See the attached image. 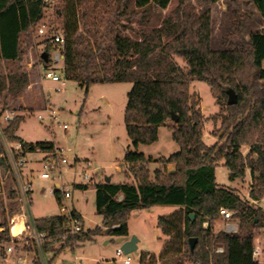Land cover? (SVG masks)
<instances>
[{"label": "trees", "instance_id": "trees-1", "mask_svg": "<svg viewBox=\"0 0 264 264\" xmlns=\"http://www.w3.org/2000/svg\"><path fill=\"white\" fill-rule=\"evenodd\" d=\"M173 1L177 6L170 10ZM220 1L59 0V26L54 34L64 38L59 73L66 80L78 82L86 93L94 83L132 85L124 113L130 140L124 160L128 164L125 174L133 181L95 185L96 213L102 217L105 230L97 227L71 235L65 216L34 220L37 232L46 236L47 253L61 242L57 254L94 241L97 236L126 238L133 211L163 206L179 209L158 218L157 226L168 242L157 260L147 262V254L142 253L140 264H260L253 252L255 231L264 228V208L250 203L264 199V29L252 32L248 40L245 31L252 18L251 8L264 19V0H246L247 10L233 14V30L223 39L226 49L215 51L211 48V5ZM49 5L45 0H0V63H16L22 58L23 37L27 38L44 20ZM50 40H45L42 50L49 61L40 56L46 69L56 49ZM196 81L206 83L216 103L223 106L218 115L212 116L214 122L220 121V127L215 134L218 140L211 145L204 141L203 114L198 95L192 90ZM31 83L27 71L0 72L4 106L10 107L8 100L19 99ZM35 84L43 86L38 81ZM229 90L237 95L236 105H228ZM43 93L42 88L31 111L45 109ZM172 113L179 116L178 124L172 123ZM24 119L17 116L6 126L7 140L22 142L30 153L37 147L52 152V142L27 143L17 137ZM162 126L172 132L179 151L158 159L165 168L151 172V158L133 149L156 143ZM245 146L249 147L246 156L242 150ZM220 164L231 180L250 176L249 200L218 185L216 168ZM168 166L174 170L168 171ZM8 170L0 143V171ZM75 187L87 190L89 185ZM56 198L59 202L63 199L59 193ZM11 208L12 213L21 215L16 200ZM222 209L232 211L233 219L239 220L237 234L214 231ZM205 223L207 228L203 227ZM7 231L0 234L3 239ZM191 239H197L194 250ZM218 247L224 252L211 255ZM33 264L40 262L34 258Z\"/></svg>", "mask_w": 264, "mask_h": 264}, {"label": "rangeland", "instance_id": "rangeland-1", "mask_svg": "<svg viewBox=\"0 0 264 264\" xmlns=\"http://www.w3.org/2000/svg\"><path fill=\"white\" fill-rule=\"evenodd\" d=\"M51 5L45 11L44 20L31 31L27 38L22 39V50L24 54L16 63H0V72L9 74L11 72L27 71L31 76V87L19 99L10 98L8 105L16 109L19 114L24 116L17 137L27 143L52 142L64 151L65 162L61 167L60 179L54 182L43 180L40 176L42 169L34 166V171L27 174V179L32 183V206L31 215L34 220L51 217L60 214L59 201L56 196L49 195V190L55 183H60L64 188L71 190V199L65 204L70 210L73 207L83 216V230L88 232L102 226V217L96 213L95 207V185L104 182L106 178L112 179V183H130L133 180L126 176L128 164L124 157L130 145L126 127L124 123V113L128 102V93L132 85L130 83H94L91 84L86 93L85 89L76 81L66 80L62 91H57L60 84L51 81H44L40 63V56L45 46V40L56 33L55 29L59 26L58 10L59 0L49 1ZM246 0H223L211 5V48L212 50H225L223 39L232 32V18L235 12L243 14L246 9ZM177 6L175 1L170 7ZM249 13L252 18L246 24L245 39H249L252 32L264 29V19L255 8H251ZM43 30V33L40 32ZM81 32V31H80ZM24 42V45H23ZM51 63V62H50ZM44 67V66H43ZM49 68L60 71L63 63L59 66L49 64ZM43 84V97L47 104L57 112V120L53 122L51 129L46 126L48 122L40 123L36 115L41 112L35 108L36 101H39L40 90L36 82ZM192 90L197 93L199 105L203 114L204 121V141L214 144L218 138L215 136L220 127V121L214 122L212 116L218 115L222 105H218L211 92L210 87L204 83L196 81L192 84ZM39 94V95H38ZM36 100V101H35ZM45 106V107H46ZM173 123V122H172ZM174 124V123H173ZM64 125L67 126L64 129ZM215 136V137H214ZM135 152L143 154L146 158H151L149 166L151 172L156 169L165 168L158 163L160 158H168L179 151L178 144L172 138V132L166 126H162L158 131V141L154 144H141ZM243 155L249 153V147H243ZM79 159V163L73 166L74 160ZM89 162L91 168L88 170L90 181L83 180V173L86 172L85 164ZM29 167L22 174L25 178L29 172ZM168 171H173V166L166 167ZM5 182L12 176L9 171H3ZM216 182L219 186L234 190L243 200H249L251 178L249 175L244 178L231 180L228 170L220 164L216 168ZM13 184V182H11ZM77 184H88L89 191L84 192L77 189ZM6 190V189H5ZM8 193V198L9 197ZM255 207L264 208V199L259 203H250ZM11 200H5L0 215L3 220L8 221L9 212L12 208ZM5 209L4 211H2ZM176 207L155 206L148 210L133 211L128 219L130 239L136 236L139 240L138 255H129L132 264H140V255L146 253V261L158 259L163 250V246L168 239L162 235L157 226L158 218L168 216L178 212ZM232 214H234L231 211ZM7 218L5 219V217ZM12 222V218H10ZM5 222V221H4ZM231 223L239 228V220L232 219ZM12 224V223H11ZM227 222L221 217L214 222L216 233L225 232ZM204 228L208 227L205 223ZM255 247L264 246V228L256 229ZM1 234V233H0ZM23 249L14 242L3 241L0 243V264H21L19 259L25 260L24 264H33L35 258L34 250L30 242V234L26 228L23 230ZM129 239V240H130ZM123 240L115 237L97 236L94 241L79 243L73 249L68 247L57 254L63 242L55 244L50 253L45 257L48 264H123L122 259L117 256V251L121 249ZM216 249V248H215ZM212 250L211 255L215 253ZM33 254V255H32ZM56 256V257H55ZM55 257V259H54ZM256 261L264 264V258L260 254ZM156 264H164L156 261ZM170 264V263H169ZM184 264H195L184 261Z\"/></svg>", "mask_w": 264, "mask_h": 264}, {"label": "built area", "instance_id": "built-area-1", "mask_svg": "<svg viewBox=\"0 0 264 264\" xmlns=\"http://www.w3.org/2000/svg\"><path fill=\"white\" fill-rule=\"evenodd\" d=\"M53 0H45L46 3ZM43 33V30H40ZM51 43L55 46V50L51 55L50 61L51 64L59 66L63 63V49H64V38L62 35H52ZM43 80L51 81L53 83L60 84V87L57 91H62L65 78L54 69L41 67ZM17 116H23L18 113L16 109H12L9 106H4L3 101L0 99V143L4 149L5 157L9 165V173L12 176L13 182V192L15 193V199L18 202L21 210V220L24 223L27 234H30V242L32 244L35 258L40 262V264H48L46 260V251L44 249L46 236L43 233H39L36 230L34 219L31 215V206H32V184L26 178L23 177L22 172L26 169L28 162L31 160V157L36 155H41V169L40 174L43 180H49L54 182L56 179H60L61 167L66 164L64 151L57 147L55 144L52 152H45L41 148L37 147L33 153L27 152L24 148V145L20 141L10 142L4 135V130L6 126L12 122ZM37 120L40 123L48 122L49 125L47 128L51 129L53 122L57 120V112L50 105L46 106L45 109L41 110L39 114L36 115ZM67 126L64 125V129ZM86 172L83 173V180L88 182L90 181V176L88 175V170L91 168V164L87 162L85 164ZM56 193H59L63 197L62 201L59 202L60 214L68 218V228L69 234L76 235L83 231V222L79 214L74 213L73 210H70L65 202L71 199L72 192L68 188H64L60 183H55L54 187L49 190V195L56 196ZM220 217L227 222L225 228V233L227 234H237L238 226L231 223L233 219V214L230 210L222 209L220 211ZM216 253H223L224 249L218 247L215 250ZM260 255V249L255 247L253 252V257L256 260ZM117 256L122 259L123 264H132V259L128 255H124L120 250L117 251Z\"/></svg>", "mask_w": 264, "mask_h": 264}, {"label": "crops", "instance_id": "crops-1", "mask_svg": "<svg viewBox=\"0 0 264 264\" xmlns=\"http://www.w3.org/2000/svg\"><path fill=\"white\" fill-rule=\"evenodd\" d=\"M41 158H42L41 155H36L34 157H31V160L28 162V165H27V167H29V169H28L29 172L26 173V176H25L26 179H27V174L34 171V166H40ZM78 163H79V159H75L74 164H72V165L76 166ZM27 167H26V169H27ZM2 176H3V171H0V211H1V208H3L2 206L5 205V200L9 199V200H11L12 203L16 200L15 194H12V192H13V184L11 183L12 181L8 179L5 182V180L3 179ZM27 180L30 181L29 179H27ZM110 183H112V179H111ZM77 185H85V184H77ZM83 191L87 192V191H89V188L87 190H83ZM8 193L10 195L9 196L10 198H8ZM95 197H96V190H95ZM57 201H58V199H57ZM4 210L5 209H3L2 211H4ZM73 211H75L77 214L80 215V217L82 218V222H83V216L80 214V212L77 211L75 207H73ZM53 216H57V215H53ZM53 216H51V217H53ZM6 218H7V216L5 217V219ZM10 218H12V222H11L12 224L10 223V221H11ZM7 219H8V221L6 222V220H3L2 215H0V233L2 234L6 229L8 230L6 236H4V239L2 236H0V237H2V241H0V243L5 241V240L8 242H10V241L14 242L18 247L22 248L24 253H26L25 250L23 249L24 248L23 245L21 244V242L23 241V234L22 233H23V230L25 228L24 223L21 220V217L16 213L9 212ZM83 225H84V222H83ZM15 230H17L18 232L16 233ZM129 236H130V231H129ZM129 236L126 238H120L123 240L122 243H125L126 241H128L130 239ZM138 247H139V243H138ZM26 254H31V253L27 252ZM260 254L264 258V246L262 248H260ZM19 262L21 264H24L25 260L19 259Z\"/></svg>", "mask_w": 264, "mask_h": 264}, {"label": "water", "instance_id": "water-1", "mask_svg": "<svg viewBox=\"0 0 264 264\" xmlns=\"http://www.w3.org/2000/svg\"><path fill=\"white\" fill-rule=\"evenodd\" d=\"M41 57L45 62L49 61L48 54L43 53ZM236 104H237V95L233 90H229L228 91V105L232 106ZM179 120H180L179 116L172 113V122L175 124H178ZM110 182H111L110 178L105 179V183L109 184ZM191 219L192 220L194 219L193 215L191 216ZM138 243H139L138 238L136 236H133L130 240L122 244L121 251L126 256L131 255V254L138 255ZM196 244H197V239L190 240L191 250H194Z\"/></svg>", "mask_w": 264, "mask_h": 264}]
</instances>
